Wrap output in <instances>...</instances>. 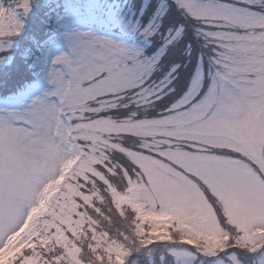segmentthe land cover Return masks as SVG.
<instances>
[{
	"label": "snow or ice",
	"instance_id": "obj_1",
	"mask_svg": "<svg viewBox=\"0 0 264 264\" xmlns=\"http://www.w3.org/2000/svg\"><path fill=\"white\" fill-rule=\"evenodd\" d=\"M0 264H264V0H0Z\"/></svg>",
	"mask_w": 264,
	"mask_h": 264
}]
</instances>
